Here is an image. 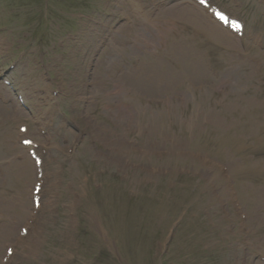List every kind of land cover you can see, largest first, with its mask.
<instances>
[{"label":"rangeland","instance_id":"rangeland-1","mask_svg":"<svg viewBox=\"0 0 264 264\" xmlns=\"http://www.w3.org/2000/svg\"><path fill=\"white\" fill-rule=\"evenodd\" d=\"M0 110V264H264V0H0Z\"/></svg>","mask_w":264,"mask_h":264},{"label":"bare ground","instance_id":"bare-ground-1","mask_svg":"<svg viewBox=\"0 0 264 264\" xmlns=\"http://www.w3.org/2000/svg\"><path fill=\"white\" fill-rule=\"evenodd\" d=\"M189 8L190 7H188V8L184 7L181 10L182 13H185V18H184L185 21H190V19L191 20L193 19V21H195V23L197 25H201L203 27H206L207 25H205V24L208 23L209 28H207V33H208V35L214 37L215 39L216 38L222 39L223 36L227 35V34H225V31L223 30V28L220 25L218 26V25L214 24V22L209 20V18L207 16L202 15L200 13V11H198L197 9H195L193 7H191V9H189ZM194 15H196V16H194ZM0 115H1V117L7 116V114L5 112H2L1 110H0ZM26 170H27V168H26ZM26 170L23 172V168L21 167L19 170V175L25 176V177L29 176V173ZM17 206H18V208H23L22 203H17Z\"/></svg>","mask_w":264,"mask_h":264},{"label":"snow or ice","instance_id":"snow-or-ice-1","mask_svg":"<svg viewBox=\"0 0 264 264\" xmlns=\"http://www.w3.org/2000/svg\"><path fill=\"white\" fill-rule=\"evenodd\" d=\"M201 2H203V0H201Z\"/></svg>","mask_w":264,"mask_h":264}]
</instances>
